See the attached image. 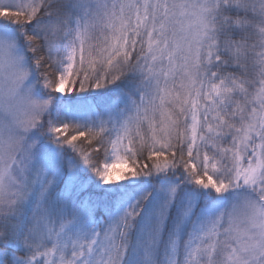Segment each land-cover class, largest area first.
<instances>
[{
	"label": "snow or ice",
	"instance_id": "obj_1",
	"mask_svg": "<svg viewBox=\"0 0 264 264\" xmlns=\"http://www.w3.org/2000/svg\"><path fill=\"white\" fill-rule=\"evenodd\" d=\"M0 264H264V0H0Z\"/></svg>",
	"mask_w": 264,
	"mask_h": 264
}]
</instances>
